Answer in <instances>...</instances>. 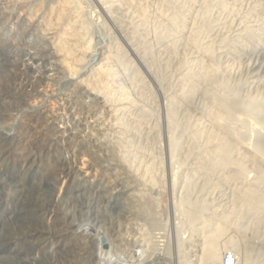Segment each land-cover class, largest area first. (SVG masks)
<instances>
[{
	"label": "rangeland",
	"instance_id": "rangeland-1",
	"mask_svg": "<svg viewBox=\"0 0 264 264\" xmlns=\"http://www.w3.org/2000/svg\"><path fill=\"white\" fill-rule=\"evenodd\" d=\"M56 1L35 0L27 7L32 9L35 2H40L45 10ZM70 2V10L79 15L80 27L84 29L79 45L84 58L74 69L60 70L40 28L18 18L17 2L0 0V164L4 169L0 172V264H204L205 226H213L215 214L230 209L235 192L241 189H236L238 183L243 181L228 180L233 177L230 171L236 169L230 166V171L220 177L215 174L212 187L200 194L197 166H179L170 161L165 92L168 84L172 92L175 90L180 76L175 60L190 61L194 56L204 67L208 64L187 43L193 17H186L185 28L175 39L178 58L167 57L166 49L172 43L160 47L149 32L152 53L159 59L156 78L159 82L166 80L164 92L160 89L162 84L158 88V81L154 78V83L143 71L122 40V28L101 13L97 0ZM223 2L228 11L232 10L225 30L229 41L243 26L256 30L257 12L252 11L264 0ZM215 9L214 16H218L220 9ZM246 46L249 51L239 60H223L225 68L232 72L233 81L259 80V85L251 80L252 85L246 90L251 94L258 90L264 93V39L260 38L255 46ZM119 51L127 53L149 85L143 92L145 98L141 96V83L122 67ZM188 55L192 57L188 59ZM164 62L169 63L167 70L162 66ZM98 70L113 75L115 100L109 110L79 87L80 81ZM44 77H48L45 82ZM201 97L198 91L192 100L196 108L190 115L195 122L201 121L198 126L208 127L204 117L197 118ZM136 110L147 114L142 130L148 134L142 132L138 136L130 130L129 121ZM35 119L43 130L40 137L27 127ZM254 122L250 120L249 124L257 131L259 127ZM255 133L248 139L250 144ZM156 134L158 138L152 141ZM21 145L24 150L19 154L17 147ZM237 151L235 157L240 154ZM247 163L242 177L250 179L255 166ZM190 188L194 192L188 195ZM29 192L36 194L29 196ZM199 195L206 206L203 213L191 202H185L187 196L194 201ZM188 212L197 215L195 223L187 220ZM4 222L11 230L7 236ZM30 229L41 231L39 242L24 237ZM223 229L225 233L218 240L220 264L230 251L236 256L235 264H244L250 241L239 228ZM229 239L231 247L225 246Z\"/></svg>",
	"mask_w": 264,
	"mask_h": 264
},
{
	"label": "bare ground",
	"instance_id": "bare-ground-1",
	"mask_svg": "<svg viewBox=\"0 0 264 264\" xmlns=\"http://www.w3.org/2000/svg\"><path fill=\"white\" fill-rule=\"evenodd\" d=\"M11 1L17 2L19 6V12H17L19 19L27 21L30 25L36 26L37 29L40 28L42 35L49 42V50L53 55L57 69L69 70L72 67L74 69L77 64L82 63L84 58L82 55L83 48L79 45L83 39L82 31L84 29L80 27L82 25L79 15L77 16L76 12L73 13L70 10V0H57L48 5L45 10H43L42 7L44 6L40 2H35L36 5L32 9L27 7L29 3L35 0ZM224 2L223 0H97L101 13L111 21H116V25L122 28L121 37L123 42L154 83L159 80L156 78V68H159L157 61L159 59L157 60L155 54L152 53L153 46L150 45L151 42L149 43L151 33L153 40L160 47H164L166 43V46L172 43L167 49L164 48L167 50V57L171 59L178 58V55L175 54L174 45L185 28L186 17L190 15L193 17L194 21L187 37V43L191 50L202 55V58H205L208 64L204 67L194 60V56L190 61H186V59L175 60L177 72L180 75L175 81V87H173L175 90L172 92V86L168 84V91L165 92L166 88L163 86V81L166 80L164 78L161 82L155 83L157 87L162 84L160 89L165 92L167 101L165 105L167 112V114L165 113L167 116L165 127L170 161H174L179 166H197L200 175L198 184L200 185L198 189L200 194L212 187L217 174L220 177L224 171H230V166H236L235 172H233L234 170L230 171L233 177L229 176L227 178L228 180L232 178L237 180L238 178L239 181L242 178L243 182L238 183L236 189L238 190L239 186L241 189L236 191V194L234 193L233 205L230 209L215 214V224L213 226L207 225L206 227L204 224L206 228L204 245L207 247L206 251L204 250L205 255L203 254L204 264H220L218 240L225 233L223 226L239 228L243 237L250 241L246 245L244 264H264V93L259 90L254 91L252 94L249 93L246 88L252 85L250 84L252 83L251 80L257 84L259 80L240 79L233 81L231 79L233 77L230 76L232 72L228 70L229 68H225L224 64L228 58L232 62L239 60L246 52L248 53L246 43L255 46L259 43L260 38L264 39V3H260L259 8L255 6L256 8L254 7L252 11V13L257 12V15H255V17L257 16L256 20H258L256 30L246 24L247 28L243 26L238 32L239 34L232 41H229V36L225 30H228L230 17L228 19L227 17L232 10L228 11ZM216 7L220 9V11L218 10V13H220L218 16H214ZM230 16L232 15L230 14ZM249 26L251 25L249 24ZM149 32L151 33L149 34ZM168 42L170 43L168 44ZM126 54L124 51H119V61L128 74L131 72L132 78L141 83V96L145 98L143 92L148 90L149 85L147 87L142 79L143 77L126 57ZM191 57L189 56L188 59ZM168 65L169 63L164 62L162 65L164 70L168 69ZM192 66L194 69L191 68ZM112 78L111 72L98 70L87 80L80 81L79 87L86 94L100 101L101 107L109 110L115 100ZM47 80L48 77L43 78L44 82ZM198 91L202 94V104L197 106H200L196 109L198 110L197 118L204 117L208 122V127L198 126L201 121L196 120L195 122V119L191 118L190 115L192 108L195 106L192 100ZM119 110L116 108V111ZM136 111L138 112H136L135 117L132 116L135 119L132 120L133 118H131L129 122H131L130 130L135 133L134 135L139 136L143 132L142 125L148 119L145 112L142 110ZM116 115L117 113L114 116ZM250 120L255 121L258 125L257 131L254 130L256 128L253 129L250 126ZM27 127L34 129L37 137H40L43 131L41 126L38 125L37 119L29 121ZM252 133H255V141L252 140L253 143L250 144L248 139H250ZM145 134L144 136L147 138ZM7 135L5 134L4 137H7ZM144 136H140V138ZM152 136L154 137H151L152 141L158 138L157 134ZM236 147L240 149L238 150ZM235 148L240 151L237 157L234 154L237 151ZM23 150V145L17 147L19 154ZM195 153L198 154L197 157H194ZM247 161L251 166H255L253 168L255 174L250 179L249 177H242V174L245 173L244 171L242 173V170H244L243 167L246 166ZM2 166L0 164V172L1 169L2 172L4 171ZM67 176L63 178L65 184L67 183ZM198 185H194V188ZM189 192L194 191L190 188L188 195ZM35 194L29 192L28 195L34 196ZM191 196H187L189 201L186 198L185 202H191L199 212L203 213L206 206L200 202V195L194 201ZM186 216L190 223L196 222L194 216L197 215L194 212H188ZM3 225L4 233L7 236L11 233V230L5 227V222ZM1 231L3 232V230ZM24 237L30 241L39 242L42 234L39 230L30 229L24 234ZM231 244L232 241L229 239L226 241L225 246L231 247ZM13 247H16V243L13 244Z\"/></svg>",
	"mask_w": 264,
	"mask_h": 264
},
{
	"label": "built area",
	"instance_id": "built-area-1",
	"mask_svg": "<svg viewBox=\"0 0 264 264\" xmlns=\"http://www.w3.org/2000/svg\"><path fill=\"white\" fill-rule=\"evenodd\" d=\"M223 264H235V255L233 252H226L223 256Z\"/></svg>",
	"mask_w": 264,
	"mask_h": 264
}]
</instances>
